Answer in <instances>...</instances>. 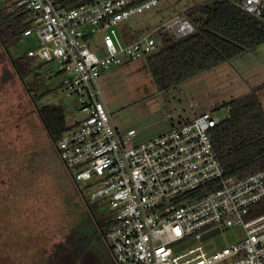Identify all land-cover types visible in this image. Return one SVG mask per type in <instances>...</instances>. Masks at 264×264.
<instances>
[{
	"label": "built area",
	"instance_id": "1",
	"mask_svg": "<svg viewBox=\"0 0 264 264\" xmlns=\"http://www.w3.org/2000/svg\"><path fill=\"white\" fill-rule=\"evenodd\" d=\"M0 1L5 11L26 12L30 25L22 34L39 40L28 55L55 60L63 84L78 95L83 117L55 147L85 201L104 209L110 222L104 238L116 264H210L224 256L233 264H264V213L245 217L264 198V167L226 175L212 142L211 131L231 116L230 106L221 117L204 111L131 144L133 131L122 135L113 125L98 85L112 65L157 52L163 33L172 39L192 33L184 12L124 39L117 25L158 0H93L69 8L57 0ZM233 3L262 19L264 0ZM222 225H241L244 238L212 253L200 245L173 251L175 242Z\"/></svg>",
	"mask_w": 264,
	"mask_h": 264
},
{
	"label": "rangeland",
	"instance_id": "2",
	"mask_svg": "<svg viewBox=\"0 0 264 264\" xmlns=\"http://www.w3.org/2000/svg\"><path fill=\"white\" fill-rule=\"evenodd\" d=\"M202 1L158 0L121 21L118 33L130 39ZM38 46L34 34L21 36L7 48L0 44V264H114L104 236L92 226L95 220L84 202L85 190L80 193L71 179L37 111L41 104L61 105L70 125L83 117L77 93L63 84L55 60L34 57L36 75L27 81L11 65L12 57ZM263 81L264 43L167 89L157 88L146 56L112 65L98 77L111 121L122 135L133 131L131 144L204 111L221 117L227 112L223 103L252 99V87ZM32 92L40 95L37 102ZM256 94L264 112V86ZM98 211L104 213L101 207ZM74 232L85 238V247L65 241ZM244 236L241 225H222L211 237L188 236L172 248L179 252L200 245L202 251L212 253ZM210 264L233 263L224 256Z\"/></svg>",
	"mask_w": 264,
	"mask_h": 264
},
{
	"label": "trees",
	"instance_id": "3",
	"mask_svg": "<svg viewBox=\"0 0 264 264\" xmlns=\"http://www.w3.org/2000/svg\"><path fill=\"white\" fill-rule=\"evenodd\" d=\"M57 1L69 8L93 0ZM233 1L204 0L197 3L184 11L195 27L192 33L180 39H172L170 34L163 33L162 37L167 44L146 57L149 72L159 90L174 86L213 65L264 43V8L262 19H259L240 9ZM29 25L30 20L25 11H5L0 1L2 46L7 48L14 44L24 36L22 31ZM33 59V56L28 54L11 58V65L23 81L36 75ZM263 86L264 81L252 87V99L240 97L223 103L230 106L231 116L211 131L213 145L218 151L226 175L244 176L264 167V112L256 94ZM31 97L37 102L40 95L32 92ZM37 111L53 140L73 126L66 123L61 105L41 104ZM84 202L95 220V223L92 222L95 232L104 236L110 227V222L105 219L106 214H98V203ZM262 213L264 198L251 204L245 217ZM84 240L78 232L65 237V241L73 247H85ZM78 257L79 254H76L73 259Z\"/></svg>",
	"mask_w": 264,
	"mask_h": 264
},
{
	"label": "water",
	"instance_id": "4",
	"mask_svg": "<svg viewBox=\"0 0 264 264\" xmlns=\"http://www.w3.org/2000/svg\"><path fill=\"white\" fill-rule=\"evenodd\" d=\"M220 231V229L218 227H214V228H211L207 231H204L201 235H200V240H204L208 237H211L213 236L214 234L218 233Z\"/></svg>",
	"mask_w": 264,
	"mask_h": 264
},
{
	"label": "crops",
	"instance_id": "5",
	"mask_svg": "<svg viewBox=\"0 0 264 264\" xmlns=\"http://www.w3.org/2000/svg\"><path fill=\"white\" fill-rule=\"evenodd\" d=\"M171 16H172V15H171ZM171 16H170V17H171ZM170 17H169V18H170ZM169 18H168V19H169ZM139 33H140V32H139ZM135 34H136V33H135ZM137 34H138V32H137ZM100 75H101V74H100ZM172 125H173V124H171V126H172ZM171 126H169V127H168L166 130H164L163 132L167 131ZM163 132H162V133H163ZM160 134H161V133H160ZM147 139H148V138H147ZM143 141H144V140H143Z\"/></svg>",
	"mask_w": 264,
	"mask_h": 264
},
{
	"label": "bare ground",
	"instance_id": "6",
	"mask_svg": "<svg viewBox=\"0 0 264 264\" xmlns=\"http://www.w3.org/2000/svg\"><path fill=\"white\" fill-rule=\"evenodd\" d=\"M69 128V127H68Z\"/></svg>",
	"mask_w": 264,
	"mask_h": 264
}]
</instances>
